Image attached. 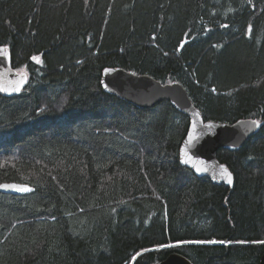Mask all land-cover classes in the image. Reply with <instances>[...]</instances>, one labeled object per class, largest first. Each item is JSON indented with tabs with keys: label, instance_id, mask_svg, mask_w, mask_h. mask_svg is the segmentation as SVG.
Returning <instances> with one entry per match:
<instances>
[{
	"label": "trees",
	"instance_id": "obj_1",
	"mask_svg": "<svg viewBox=\"0 0 264 264\" xmlns=\"http://www.w3.org/2000/svg\"><path fill=\"white\" fill-rule=\"evenodd\" d=\"M28 77L0 94V264H258L264 253V0H0ZM36 57V59H33ZM105 68L177 82L204 121L256 120L219 150L230 189L179 164L189 120L106 94Z\"/></svg>",
	"mask_w": 264,
	"mask_h": 264
},
{
	"label": "water",
	"instance_id": "obj_2",
	"mask_svg": "<svg viewBox=\"0 0 264 264\" xmlns=\"http://www.w3.org/2000/svg\"><path fill=\"white\" fill-rule=\"evenodd\" d=\"M28 77L11 65L8 49L0 46V94L18 96L27 86ZM103 91L137 109H150L161 102H168L175 111L188 118L189 124L179 148V164L197 178H207L214 185L232 188L234 176L217 159L219 150H239L262 128L256 120L241 119L233 124L204 121L201 112L194 107L185 89L177 82L162 84L147 75H137L121 68H105L101 73ZM19 87V90L17 89ZM256 121V124L252 122ZM227 171L222 174V170ZM229 174L231 183H229ZM26 186L31 191L0 187V193L22 197L34 192V188L16 183L0 185ZM156 264H193L186 257L172 253ZM258 264H264V253Z\"/></svg>",
	"mask_w": 264,
	"mask_h": 264
},
{
	"label": "snow or ice",
	"instance_id": "obj_3",
	"mask_svg": "<svg viewBox=\"0 0 264 264\" xmlns=\"http://www.w3.org/2000/svg\"><path fill=\"white\" fill-rule=\"evenodd\" d=\"M33 59H36V57H33ZM16 90H19V87L18 86H17V89ZM252 123L253 124H256L257 122L256 121H253ZM226 171H227L226 169H223L222 170V174L224 172H226ZM228 182L231 183V176H230V174H229V181ZM0 187H4V188H15L16 190L23 191V192L31 191V189L28 188V187H26V186L7 185V184H5V185H0Z\"/></svg>",
	"mask_w": 264,
	"mask_h": 264
}]
</instances>
